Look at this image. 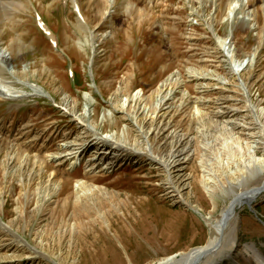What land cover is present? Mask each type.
<instances>
[{
  "label": "rangeland",
  "instance_id": "1",
  "mask_svg": "<svg viewBox=\"0 0 264 264\" xmlns=\"http://www.w3.org/2000/svg\"><path fill=\"white\" fill-rule=\"evenodd\" d=\"M14 1L0 5V38L14 60L5 76L13 69L29 84L13 79L21 95L35 85L51 96L0 99V216L12 225V234L0 227V264H152L204 246L211 231L203 216L219 219L231 186L239 192L264 177V0H237L244 5L234 19L229 9L236 0ZM87 94L94 96L91 135L79 160V145L66 148L83 136L76 117L89 112ZM65 100L68 109L61 106ZM219 106L229 111L226 117L211 113ZM201 113L203 126L196 120ZM152 120V140L164 142V123L194 139L190 153L181 154L186 201L168 193L163 168L138 152H125L103 171L94 168V184L107 193L95 195L97 204L68 198L91 161L96 136L125 133L132 145ZM253 154L260 170L239 185ZM205 174L215 185L211 195L201 181ZM44 192L50 193L45 204L38 200ZM253 209L237 210L238 262L221 256L218 264H258L248 245L264 255V192ZM139 215L154 216L152 231L177 220L171 233L181 245L149 244L142 220L136 225L142 234L116 237ZM18 237L31 246L17 247ZM34 251L37 257L29 259Z\"/></svg>",
  "mask_w": 264,
  "mask_h": 264
},
{
  "label": "bare ground",
  "instance_id": "2",
  "mask_svg": "<svg viewBox=\"0 0 264 264\" xmlns=\"http://www.w3.org/2000/svg\"><path fill=\"white\" fill-rule=\"evenodd\" d=\"M9 1H11V0H0V5L6 6L7 4H9ZM242 3H243L242 1L240 2V1L236 0L233 4H231V7L229 10L232 13V16H231L232 19L238 17V16H236L237 11L240 10L242 8V6L244 5ZM243 13H245V15H243L244 19L248 20L247 17H249L248 16L249 13L246 12V10ZM252 15H254V13H252ZM230 41H229V43H230ZM226 43H227V37L223 38V40L221 41V44H223V45ZM237 54L238 53H235V55H237ZM13 61L14 60H13L12 53L9 51V49L7 47L4 46L3 40H2V38H0V84H4V90L6 92L4 94L5 97L0 94V99H6V98H8V99L14 98L15 99V98H22V97L24 98L27 96H35V97L51 96L49 93H47L48 94L47 95L41 86H35V85L29 86L31 88V90L28 92L26 91V93L24 95L19 94L15 88V87L19 86L18 83H20L21 85H24V86L29 85V84L27 82H24L23 80H21V78H18L16 75V72L13 69H11V71L9 72V74H11L10 77L6 78L5 70H8V65L10 63H12ZM12 67L14 68V66H12ZM16 77H17V79L20 80L19 82L17 81L18 83L13 80ZM190 77H192V75ZM92 97L94 98V96H92V94H89V95L87 94V98H86V104L87 105L86 106H88L87 109L89 111L88 112L89 115L87 113V115H85L84 117H80V118L76 117V119H78L80 121L81 127H83V132H81V135H83V136L82 137L78 136L76 139L73 140V143L67 144V148H66L67 150H69L72 148L73 145H79V148H77L78 149L77 151L80 152V154L78 155L79 160H82L81 155H83V153L88 149V145H89V142L87 145L86 140L91 135V133H90L91 130L87 126H88V118L92 117L91 116L92 112L89 110L92 106V101H93ZM66 102L67 101L65 100L63 103H61V106L63 107V109H66V108L68 109ZM67 104H69V103H67ZM140 106L137 109V111L135 112L136 115H139V111H141ZM218 108H219L218 110H215V111L213 110L211 112L214 117L217 116V117L224 118L229 114L228 113L229 111L226 110L225 108L220 107V106ZM73 109L75 110L76 108L73 107ZM94 110H95V108H94ZM154 112H156V111H154ZM206 117H207L206 114L201 113L197 117L196 120L198 123L202 124V126H203V122H204ZM153 121L154 120H152V122L148 123V126L144 123V125L147 126L148 130H145L146 126H144V125L140 126L139 135L136 137L135 144H132V145L130 144V141H128V138L125 137V133L122 136H117L116 133H113L111 136H108V135L96 136L95 138H97L98 142H94V144H96V147H95V150L92 152L91 161L89 162V165L87 166V169L85 171L83 178L80 179L78 181V183L76 184V187H75L76 191H74L73 194L69 195L68 198L70 196L76 194V197H77V195L80 197V200L82 201L81 203L83 205L89 206L92 203L97 204L98 202H96L95 195L96 194L105 195L107 193L105 191V188L96 186L94 184L95 177L92 175V173L94 172V168L101 166L100 171H103L106 168L107 169L111 168L120 159L121 160H122V158L124 159L123 155H126L127 152H133V154H134V152H138L137 153L138 156L141 154L144 156H148V160L149 159L152 160L159 167L163 168V170L165 171L166 176H167L166 181H165V185H167V187L169 188L168 193H171V196H178L181 198L183 195L182 190L185 188H188V186H189L188 182H187L189 177H186L185 174L182 173V171H183L182 170V164H184V161H182L183 159L181 158V154H187V153L189 154L190 153L189 148L194 143V141H193L194 139L189 138L187 134H184L181 130H178V128H174L171 131H168L167 127H169L170 124L164 123V126H163L164 128L163 129L160 128V132H159V133H161V136H164L162 138L164 140V142L159 143L158 139L160 137H158V138L156 137L157 139H153V140H157V142L154 143V141L150 137L151 134H154V132L152 130V128L154 127ZM226 123L231 124L233 127H237V125H238V123H236L232 120L226 121ZM91 126H92L91 128L97 129L96 126H94V125H91ZM159 127H157V129ZM201 130H203V128ZM96 135H98V134H96ZM261 137L263 139V142H261V143L264 144V125L262 128V136ZM83 138H85V139H83ZM156 144H158V147H156ZM253 148H255V147H253ZM161 149L162 150L167 149L168 151L164 152ZM74 150H76V149H74ZM73 152L76 153V151H73ZM254 156L255 155L253 154L251 156V160H249L248 163L245 164V168H246L245 173H247V175H244L246 178L242 177L243 179L238 180L237 183L239 185L242 184V181L244 179L245 180L250 179L252 175H254L256 172H258V170H260V169H258L257 163L255 161H253V160H255ZM54 157L55 156H53V155L50 156L51 159H54ZM48 158H49V156H48ZM27 161H29V160H27ZM73 163H77V162H75V160H74ZM53 177H54L53 180H55L57 176H53ZM201 181H202V184H204L206 192L209 195L213 194L214 190H215V185L211 183L212 180H210V178L207 177V175L205 174V176L203 177V179ZM175 182H181L183 184H182V186L178 187L177 185H175ZM263 184H264V177H262L261 180L259 182H257L256 186L251 187V188H246V189L239 191V192L236 190H233V187L231 186L232 190L228 189L229 190L228 195H229L230 201H229V203H227L226 208L221 212V217L219 219L214 220L213 218H211L208 215L204 216L206 223L209 227V230L211 231L210 238L204 246L197 247V248L192 249L188 252H182L180 254H173V255L167 256L166 258L159 259L158 263L152 262V264H218L220 262L219 257H221V256H225L227 258L229 257L230 260H234L235 262H238L237 259H235L238 256V254L234 255V253H233V248L235 245L234 242L236 240V230H237L236 229V220L238 219L237 210L242 209L245 206L249 207V203H251V205L253 206V202L255 200H257V197L260 196V194H262L264 192V189L260 192H257V189L260 188ZM253 188H254V190L249 192L245 198H241V199L238 198L239 195L244 194ZM57 189L58 188H56V191H57ZM54 190H55V188H54ZM224 190H225V188H224ZM80 191L83 193H86V194L81 196ZM61 192H63V188H61ZM99 193H101V194H99ZM48 194L50 195V193H47V194L45 192L42 193L39 196L38 200H41V202L43 204H45V201L47 200ZM111 197H113V196H111ZM68 198L66 199V202L68 201ZM83 198H85V199H83ZM182 198H183V200H185L184 197H182ZM235 199H236V201H235ZM76 200L79 201V198H76ZM102 202H103V200L101 201V203ZM141 202H143V201H141ZM88 209H90V208H88ZM194 211L200 212L197 208L194 209ZM0 227L2 228L3 232H8L9 234H12V225L8 224V223H4V220H2L1 216H0ZM224 228L226 230L228 229L227 232ZM224 230H225V232H224ZM229 234H232L230 237V241H229L230 246L226 249L225 248V246H226L225 240H226L227 235H229ZM28 246H31V243H29V241L26 240L25 238L21 237L17 240V247L22 249V248H26ZM248 249L250 250V252H252V256L254 257V259H256L258 264H264V255L261 253L259 248H257L255 245H248ZM37 251L32 252L33 255H31L29 257V259L30 258H36L37 253H39Z\"/></svg>",
  "mask_w": 264,
  "mask_h": 264
},
{
  "label": "crops",
  "instance_id": "3",
  "mask_svg": "<svg viewBox=\"0 0 264 264\" xmlns=\"http://www.w3.org/2000/svg\"><path fill=\"white\" fill-rule=\"evenodd\" d=\"M142 218V219H141ZM151 218H154V216H149V215H144L141 216L139 215L136 220L134 221L135 224L133 223H130V226L127 228V230H122L121 232H117V236L116 237H120L121 240H124V239H128V237H133L134 236V233H140L142 234L136 227L137 223L139 221H143L144 222V228H143V231L145 232L144 234L147 235L149 238V244L151 243H158V244H161L163 242H169L172 240V243L171 244H168V245H171L173 247H178V245H181L180 244V241L177 240V236H175L173 233H171L172 229L174 228V226H176V221L174 218H169L168 221H166V223L164 224H161L158 229H154L153 231L151 230L152 229V223L151 222ZM173 220L174 224L171 222ZM161 223H162V219H161ZM168 229V231H167ZM134 231V232H133ZM149 232L151 234H149ZM123 233H126V236L123 235ZM120 240V241H121ZM165 243V244H167ZM183 243H185V241H183ZM164 245V244H163ZM160 246V245H159ZM128 247V246H127ZM162 247V245H161ZM129 248V247H128ZM146 261V260H145ZM130 263L131 264H134L131 260H130Z\"/></svg>",
  "mask_w": 264,
  "mask_h": 264
},
{
  "label": "water",
  "instance_id": "4",
  "mask_svg": "<svg viewBox=\"0 0 264 264\" xmlns=\"http://www.w3.org/2000/svg\"><path fill=\"white\" fill-rule=\"evenodd\" d=\"M263 189H264V184H263L260 188L257 189V192H260V191H262ZM253 190H254V188H253V189H250V190L247 191L246 193L239 195L238 198H239V199H241V198H245L246 195H247L249 192L253 191ZM235 201H236V199H235ZM235 201H234V202H235ZM249 208H250L251 211L255 212V210L253 209V206L251 205V203H249ZM203 217H204V216H203ZM204 219H205V217H204Z\"/></svg>",
  "mask_w": 264,
  "mask_h": 264
}]
</instances>
